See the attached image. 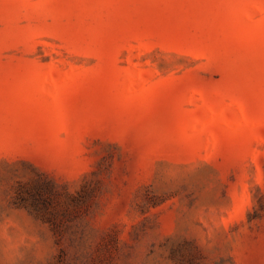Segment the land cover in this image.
Masks as SVG:
<instances>
[{
	"label": "rangeland",
	"instance_id": "374dc122",
	"mask_svg": "<svg viewBox=\"0 0 264 264\" xmlns=\"http://www.w3.org/2000/svg\"><path fill=\"white\" fill-rule=\"evenodd\" d=\"M0 264H264V0H0Z\"/></svg>",
	"mask_w": 264,
	"mask_h": 264
}]
</instances>
